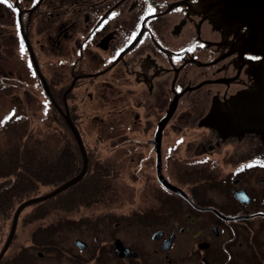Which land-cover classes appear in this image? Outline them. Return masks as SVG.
Returning <instances> with one entry per match:
<instances>
[{"label":"flooded vegetation","instance_id":"af4514ba","mask_svg":"<svg viewBox=\"0 0 264 264\" xmlns=\"http://www.w3.org/2000/svg\"><path fill=\"white\" fill-rule=\"evenodd\" d=\"M261 40L208 0H0V99L15 116L42 108L60 153L81 161L67 180L83 166L69 115L88 168L105 165L117 194L139 196L112 227H164L153 243L111 230L121 264H264V136L245 127L251 112L264 120ZM117 239L136 255H118Z\"/></svg>","mask_w":264,"mask_h":264},{"label":"rangeland","instance_id":"374dc122","mask_svg":"<svg viewBox=\"0 0 264 264\" xmlns=\"http://www.w3.org/2000/svg\"><path fill=\"white\" fill-rule=\"evenodd\" d=\"M32 96L43 101L40 91L36 92L33 89ZM4 98L0 99V119L9 114L13 106L11 99ZM27 109L30 111L28 112L30 126L35 127L33 132L41 133L39 138L56 139V131L44 129L45 119L42 108L32 105L31 107L27 106ZM85 137L89 147L96 151L95 158L103 160L106 147L104 143L97 140V131H87ZM67 138L69 137L66 136ZM27 167H30L32 171H39L34 161H27ZM134 183L138 184V182ZM53 188L55 187L44 185L38 191L27 195L37 196L49 192ZM138 197L137 194L125 193L121 195L120 200H114L111 205H102L96 202L89 206L71 208V206H60L61 198L58 195L45 205H38V202L29 204L22 210L14 240L0 264H121L117 258L112 257L108 247L111 230L121 231L123 236H129L130 239L138 236L143 242L153 243L154 240L151 238L153 232L156 228H164L147 223L141 224L139 227L137 225L127 226L124 231L112 227V219L116 218L114 213L130 212L133 205L138 202ZM46 206L59 207L51 209L43 217H38ZM36 211H38L37 218L33 215ZM13 213L4 227L0 249L9 234ZM162 220L166 219L160 218L156 222ZM76 238L86 241L87 247L80 248L75 243ZM146 248L150 249L148 254L154 260L156 255L153 252V247L146 245ZM159 248L162 249L160 246Z\"/></svg>","mask_w":264,"mask_h":264},{"label":"trees","instance_id":"16d2710c","mask_svg":"<svg viewBox=\"0 0 264 264\" xmlns=\"http://www.w3.org/2000/svg\"><path fill=\"white\" fill-rule=\"evenodd\" d=\"M11 116V119H5ZM0 241L4 227L11 218L12 212L24 199L40 189L41 186L56 187L67 180L65 173L80 165L77 153L61 152L58 139L39 138L34 126H30L27 116L7 114L0 119ZM65 138L64 142H73ZM27 161H34L39 171L27 167ZM106 167L97 162H90L85 176L76 184L63 190L60 206H89L93 203L110 204L121 195L112 188V181L106 178ZM53 196L40 201L38 205L47 204ZM59 206H46L38 215L43 217L51 209ZM38 211L33 215L36 217ZM14 214V213H13ZM21 215V214H20ZM37 218V217H36Z\"/></svg>","mask_w":264,"mask_h":264},{"label":"water","instance_id":"95a60500","mask_svg":"<svg viewBox=\"0 0 264 264\" xmlns=\"http://www.w3.org/2000/svg\"><path fill=\"white\" fill-rule=\"evenodd\" d=\"M208 1L214 5H222L231 14H234V15L238 14L240 17L248 18L250 22L256 28L257 34L262 36L261 44H262V51L264 53V0H208ZM65 117L67 118V121L71 124L73 134L76 137L78 145L82 151V156H83L82 169L75 176L66 180L60 185L56 186L49 192L27 198L23 200L16 207L13 217H12L9 234L0 250V261L4 257L5 253L9 249L14 239V236L16 234V230L18 227L20 213L22 212V210L29 204L40 202L48 198H51L57 195L58 193L62 192L63 190L67 189L68 187L74 185L75 183H77L84 177L88 169L89 157H88L82 136L80 132L78 131V129L76 128L75 124L70 120L69 115L66 114ZM236 117H239V116H236ZM245 117H246L245 127H249V129L258 130L264 136V120L260 121L258 119H254V115L252 112H251V115L246 114ZM206 123L216 128L219 127V124H220L218 122V116L216 114L209 115V117H207L206 119ZM162 181L165 183L167 187L172 188V185L167 183L165 179L164 180L162 179ZM162 234L163 232L161 230H158L154 233V237L155 238L161 237ZM171 241H172V235H170L168 238L164 240L163 248L165 249L169 248ZM75 243L80 248L87 247V242L82 240L81 238H76ZM115 251L120 256L136 255V252L132 250L129 246L124 245L120 239H117L115 242Z\"/></svg>","mask_w":264,"mask_h":264},{"label":"snow or ice","instance_id":"6c2138e0","mask_svg":"<svg viewBox=\"0 0 264 264\" xmlns=\"http://www.w3.org/2000/svg\"><path fill=\"white\" fill-rule=\"evenodd\" d=\"M4 2H7V0H4ZM10 7H11V5H9ZM150 11H154V9H150ZM113 15H115V14H113ZM21 53L23 54V52H24V46H23V43H21ZM31 66V65H30ZM12 117L11 116H9V117H6L5 119H11ZM0 123H2V122H0ZM251 165H249V167H250Z\"/></svg>","mask_w":264,"mask_h":264}]
</instances>
